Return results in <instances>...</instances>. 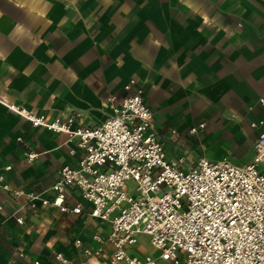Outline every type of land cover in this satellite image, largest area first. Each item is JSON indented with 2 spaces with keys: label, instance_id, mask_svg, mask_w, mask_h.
I'll return each instance as SVG.
<instances>
[{
  "label": "crops",
  "instance_id": "0c3cea01",
  "mask_svg": "<svg viewBox=\"0 0 264 264\" xmlns=\"http://www.w3.org/2000/svg\"><path fill=\"white\" fill-rule=\"evenodd\" d=\"M130 79L143 88L169 158L244 165L259 131L250 123L264 116V0H0V167L12 166L10 184L45 189L77 155L65 133L31 126L8 104L49 119L77 113L75 125L92 127ZM206 127L220 132L215 146L200 145ZM27 152L37 156L27 161ZM21 203L0 191V264H109V222L89 215L79 191L65 197L79 213L23 208L18 224L11 214ZM98 246L99 257L83 252Z\"/></svg>",
  "mask_w": 264,
  "mask_h": 264
},
{
  "label": "built area",
  "instance_id": "2783aa9c",
  "mask_svg": "<svg viewBox=\"0 0 264 264\" xmlns=\"http://www.w3.org/2000/svg\"><path fill=\"white\" fill-rule=\"evenodd\" d=\"M123 92L106 98L111 113L92 127L75 125L77 113L49 119L8 104L31 126L65 133L74 141L69 155H77L76 165L63 164L56 180L39 191L13 187L7 180L12 166L0 167V191L23 199L11 214L14 220L24 223L18 214L23 208L79 213L80 205H65L68 189H75L91 204V217L109 222V264H264V116L250 123L259 131L249 162L201 157L188 165L184 157L165 153L142 86L130 79ZM257 102L264 108V94ZM204 126L201 122L189 131ZM36 156L26 153L27 161ZM128 180L135 182L134 194ZM140 235L148 237L155 254H132ZM83 252L99 257L102 247Z\"/></svg>",
  "mask_w": 264,
  "mask_h": 264
},
{
  "label": "rangeland",
  "instance_id": "374dc122",
  "mask_svg": "<svg viewBox=\"0 0 264 264\" xmlns=\"http://www.w3.org/2000/svg\"><path fill=\"white\" fill-rule=\"evenodd\" d=\"M205 122H206V124L208 123L207 120ZM211 122H213V121L211 120ZM219 135H220V132L218 131V129L211 128L210 130H208V127H206L204 130H202L201 138L199 139L200 142H201L200 143L201 147H203V144L205 146H207V147L215 146V144H214L215 140L219 137ZM188 144L189 143H187V142H185V143L183 142V143L180 144V146H182V148L185 149V145L187 146ZM192 144L194 146L198 145V144L196 145L194 141L192 142ZM195 154L197 155V153L194 152L193 158L197 159ZM219 156H221V155H219ZM188 160H186V161L190 164V162L192 160L190 155H189V159ZM126 187H127L128 190H130L131 193H133V194L135 193L134 192L135 182L133 180H128L127 183H126ZM135 247L136 248L132 250V254H135V253H137V254H144V253L145 254L146 253L153 254L151 252L153 250V248L150 246L149 241H148V237L146 235H140L139 236V241H138V243L136 244ZM158 264H172V263L167 262V261H163V260H158Z\"/></svg>",
  "mask_w": 264,
  "mask_h": 264
}]
</instances>
